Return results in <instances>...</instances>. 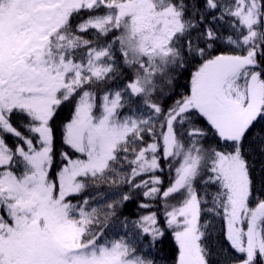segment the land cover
Instances as JSON below:
<instances>
[{"label": "snow or ice", "instance_id": "6c2138e0", "mask_svg": "<svg viewBox=\"0 0 264 264\" xmlns=\"http://www.w3.org/2000/svg\"><path fill=\"white\" fill-rule=\"evenodd\" d=\"M169 234L171 264H264V0H0V264Z\"/></svg>", "mask_w": 264, "mask_h": 264}, {"label": "trees", "instance_id": "16d2710c", "mask_svg": "<svg viewBox=\"0 0 264 264\" xmlns=\"http://www.w3.org/2000/svg\"><path fill=\"white\" fill-rule=\"evenodd\" d=\"M128 74L130 75V73H128ZM180 83L184 84V83H186V80L184 78H181ZM179 90L180 89H178V91ZM171 103H172V101L168 100L165 107H167V105H170ZM124 113L127 114V109L124 110ZM70 114H71V107L66 105L63 108V110L60 112L59 117H58V121H63V120L70 118ZM167 171H168V169H167V166L165 165L164 173L162 174V179H164L165 185L167 184V179H168ZM54 172H55V169L53 170V175H54ZM90 191H92L93 195H100V194H109L110 195L111 191H114V190H110L107 185H102L99 189H94V190H90ZM100 203H106V201L101 200ZM93 206H96V205L94 204ZM122 211H123V215H129V213H135L136 208L134 205L129 204V206L127 208L123 209ZM122 218H123V216L121 217V219ZM134 218H136L134 215L130 216V219H134ZM161 219H162V217H161ZM220 226H221V224L218 223L217 228H219ZM124 234H125V229L123 227L117 226L116 228H110L108 230L106 239H108V240L119 239ZM129 235H131V234H129ZM212 243L214 244L215 242L213 241ZM162 247H163V252L160 253V255L167 257V261L162 262V261L158 260L157 264H171L172 257L174 255V244L171 241L170 234L165 237L164 244ZM143 250L145 252L149 251L147 241L144 242ZM151 251H152V255L149 256V258H152V256L156 255V250L153 249Z\"/></svg>", "mask_w": 264, "mask_h": 264}]
</instances>
